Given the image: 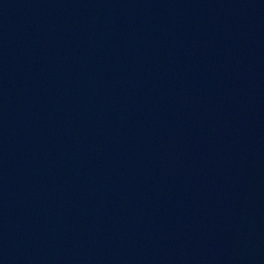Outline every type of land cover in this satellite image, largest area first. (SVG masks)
<instances>
[{"label":"water","instance_id":"water-1","mask_svg":"<svg viewBox=\"0 0 264 264\" xmlns=\"http://www.w3.org/2000/svg\"><path fill=\"white\" fill-rule=\"evenodd\" d=\"M112 0H0V264H89Z\"/></svg>","mask_w":264,"mask_h":264}]
</instances>
